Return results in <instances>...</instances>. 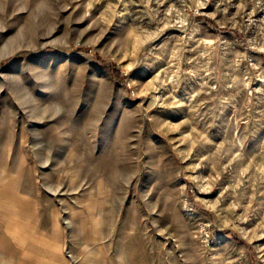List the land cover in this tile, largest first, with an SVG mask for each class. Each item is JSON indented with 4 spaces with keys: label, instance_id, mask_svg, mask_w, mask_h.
I'll return each mask as SVG.
<instances>
[{
    "label": "rangeland",
    "instance_id": "374dc122",
    "mask_svg": "<svg viewBox=\"0 0 264 264\" xmlns=\"http://www.w3.org/2000/svg\"><path fill=\"white\" fill-rule=\"evenodd\" d=\"M0 264H264V0H0Z\"/></svg>",
    "mask_w": 264,
    "mask_h": 264
},
{
    "label": "trees",
    "instance_id": "16d2710c",
    "mask_svg": "<svg viewBox=\"0 0 264 264\" xmlns=\"http://www.w3.org/2000/svg\"><path fill=\"white\" fill-rule=\"evenodd\" d=\"M233 33L240 36L239 32H237V31H233ZM96 59L100 65H102L106 68H109L116 79H119L121 77V73H120L119 69L117 68V66L113 62L107 61V60L103 59L101 56H97Z\"/></svg>",
    "mask_w": 264,
    "mask_h": 264
}]
</instances>
